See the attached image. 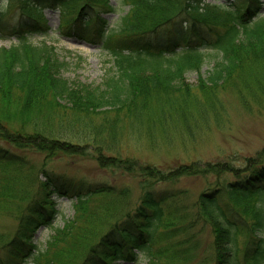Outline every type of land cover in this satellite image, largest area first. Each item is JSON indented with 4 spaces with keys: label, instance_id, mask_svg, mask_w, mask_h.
I'll return each instance as SVG.
<instances>
[{
    "label": "trees",
    "instance_id": "16d2710c",
    "mask_svg": "<svg viewBox=\"0 0 264 264\" xmlns=\"http://www.w3.org/2000/svg\"><path fill=\"white\" fill-rule=\"evenodd\" d=\"M11 2L16 20L0 8V37L15 41L0 47V215L16 226L0 231V264H138L139 255L148 264H264V147L243 168L192 162L162 171L118 156L133 131L205 115L218 88L238 84L246 109L243 91L264 100V0H123L113 25L103 17L115 12L108 0ZM44 10L58 12L65 35L107 51L111 67L101 85L68 81L55 49L32 42L50 31ZM167 27L169 41L151 39ZM211 51L213 66L196 86L201 101L184 76ZM23 150L41 153L42 163ZM89 152L101 167L133 175L138 197L127 186L46 169L59 154ZM208 175L215 181L195 198L159 187ZM53 195L74 200L73 216L40 247L37 231L59 213ZM205 230L210 241L200 248Z\"/></svg>",
    "mask_w": 264,
    "mask_h": 264
},
{
    "label": "rangeland",
    "instance_id": "374dc122",
    "mask_svg": "<svg viewBox=\"0 0 264 264\" xmlns=\"http://www.w3.org/2000/svg\"><path fill=\"white\" fill-rule=\"evenodd\" d=\"M115 8V12L103 17L113 25L119 16L126 10L123 0H108ZM214 3V1H211ZM0 8L7 11L6 18L16 20L19 11L14 2L0 0ZM264 16V12H261ZM44 19L50 31L45 36H33L34 44L44 41L55 49L59 59L65 62L62 76L70 82H80L92 87L99 86L108 75L111 67V57L107 51L73 35H65V31L58 29V12L44 10ZM179 22V21H178ZM172 28L167 27L151 37L156 40H170ZM15 41L0 37V47H9ZM215 53L209 55L198 72L190 71L184 76L185 83L190 92L196 94L203 101L201 91L196 87L199 77L206 79L207 73L213 66ZM239 86L218 88L213 108H208L205 115L193 111L192 119L185 123L182 120L173 121L168 126L148 129L141 128L125 136L118 156L137 159L141 163L154 165L162 171H168L180 164L223 163L227 162L234 168H243L246 161L256 155L264 147V100L254 99L244 94L248 109L243 107ZM264 98V96H263ZM4 142L0 141V144ZM6 143H4L5 145ZM8 146V145H7ZM10 148V146H9ZM33 163L39 165L43 161L41 153L32 150L22 151ZM51 174L72 180H84L89 183H104L112 186H127L131 189L134 198L138 197L137 179L133 175L123 173L112 168L101 167L94 154L66 155L59 154L46 166ZM224 179H232L227 173ZM41 180L43 178L41 177ZM215 181L214 176H188L182 177L175 184H162L160 188H183L188 190L191 198L206 190ZM52 199L57 201L58 215L50 228H41L35 237L43 247L54 229L61 227L64 221L73 216L72 204L74 200L67 198ZM16 223L7 215H0V231L11 234ZM200 248L210 241L207 231L199 236ZM127 264V263H121ZM138 264H148L147 258L138 256Z\"/></svg>",
    "mask_w": 264,
    "mask_h": 264
}]
</instances>
